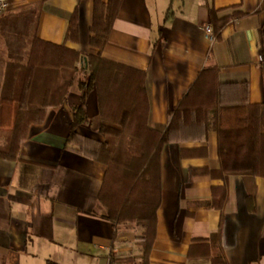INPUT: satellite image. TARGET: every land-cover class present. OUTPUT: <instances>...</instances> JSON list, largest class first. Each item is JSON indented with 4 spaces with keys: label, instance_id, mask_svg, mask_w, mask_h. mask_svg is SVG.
I'll return each instance as SVG.
<instances>
[{
    "label": "crops",
    "instance_id": "1",
    "mask_svg": "<svg viewBox=\"0 0 264 264\" xmlns=\"http://www.w3.org/2000/svg\"><path fill=\"white\" fill-rule=\"evenodd\" d=\"M8 2L0 15V64L23 62L37 17L35 36L43 44L144 73L147 125L156 132L165 131L170 112L207 70L220 105L264 104V0H121L100 52L89 46L93 0ZM72 16L78 38L67 41ZM78 105L81 93L73 86L61 106L29 128L18 159L0 160V264H143V229L107 220L97 200L105 168L73 149L99 140L91 127L95 91L83 104L88 124L67 143ZM217 168L212 128L163 147L147 264H264V178L193 175Z\"/></svg>",
    "mask_w": 264,
    "mask_h": 264
},
{
    "label": "trees",
    "instance_id": "2",
    "mask_svg": "<svg viewBox=\"0 0 264 264\" xmlns=\"http://www.w3.org/2000/svg\"><path fill=\"white\" fill-rule=\"evenodd\" d=\"M121 0H93L89 46L100 52L108 41ZM213 20L214 13L209 12ZM37 17L29 28L22 63L0 64V160L18 159L19 147L32 125L41 124L48 108L62 105L71 87L81 93V105L71 108L67 143L74 131L88 124L83 108L95 91L97 116L92 129L101 140L74 151L104 166L97 200L107 220L133 223L143 229L139 239L147 264L155 238V214L160 205V154L170 143L199 139L212 128L217 136L216 170L193 175H247L264 178V104L220 105L219 86L211 70L199 75L170 112L164 132L147 125L145 75L96 56H81L64 46L51 47L36 36ZM223 27H215L218 38ZM78 38V21L69 20L66 40ZM85 76L79 77L77 65ZM87 146V147H86ZM131 262V260L126 261ZM217 264L222 260L215 261Z\"/></svg>",
    "mask_w": 264,
    "mask_h": 264
},
{
    "label": "built area",
    "instance_id": "3",
    "mask_svg": "<svg viewBox=\"0 0 264 264\" xmlns=\"http://www.w3.org/2000/svg\"><path fill=\"white\" fill-rule=\"evenodd\" d=\"M9 9L8 0H0V15L5 13ZM205 33L208 35L209 39L213 38V31L211 27L207 26L204 28Z\"/></svg>",
    "mask_w": 264,
    "mask_h": 264
},
{
    "label": "rangeland",
    "instance_id": "4",
    "mask_svg": "<svg viewBox=\"0 0 264 264\" xmlns=\"http://www.w3.org/2000/svg\"><path fill=\"white\" fill-rule=\"evenodd\" d=\"M77 71L79 72V77H82V76H85L84 75V70H83V68H80V65L78 64L77 65ZM92 127V126H91ZM97 135V134H96ZM98 136V135H97ZM98 138H99V140H101V138L98 136ZM89 141H94V140H89ZM87 145V144H85V141H84V143H81V144H79V145ZM87 147V146H86ZM127 261V260H126Z\"/></svg>",
    "mask_w": 264,
    "mask_h": 264
}]
</instances>
